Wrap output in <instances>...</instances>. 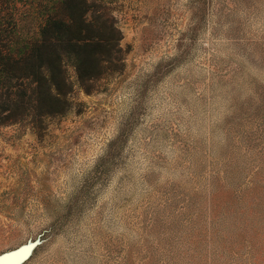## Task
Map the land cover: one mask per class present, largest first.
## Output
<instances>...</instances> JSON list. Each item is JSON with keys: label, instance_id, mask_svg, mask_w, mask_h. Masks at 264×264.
Masks as SVG:
<instances>
[{"label": "rangeland", "instance_id": "obj_1", "mask_svg": "<svg viewBox=\"0 0 264 264\" xmlns=\"http://www.w3.org/2000/svg\"><path fill=\"white\" fill-rule=\"evenodd\" d=\"M88 1L119 68L87 91L64 58L66 110L0 122V257L264 264V0ZM45 4L18 0L17 40Z\"/></svg>", "mask_w": 264, "mask_h": 264}, {"label": "trees", "instance_id": "obj_2", "mask_svg": "<svg viewBox=\"0 0 264 264\" xmlns=\"http://www.w3.org/2000/svg\"><path fill=\"white\" fill-rule=\"evenodd\" d=\"M35 38L17 40L18 0H0V122L40 120L68 107L64 58L85 90L117 69L121 32L112 16L88 0H44Z\"/></svg>", "mask_w": 264, "mask_h": 264}, {"label": "bare ground", "instance_id": "obj_3", "mask_svg": "<svg viewBox=\"0 0 264 264\" xmlns=\"http://www.w3.org/2000/svg\"><path fill=\"white\" fill-rule=\"evenodd\" d=\"M19 260V254H12L2 258L1 264H11Z\"/></svg>", "mask_w": 264, "mask_h": 264}, {"label": "water", "instance_id": "obj_4", "mask_svg": "<svg viewBox=\"0 0 264 264\" xmlns=\"http://www.w3.org/2000/svg\"><path fill=\"white\" fill-rule=\"evenodd\" d=\"M17 253L19 254V260L16 261V262L11 263V264H17L20 260H22L25 257L26 251H22V250L16 251L14 253L4 255V256L0 257V259L3 258V257H6L8 255L17 254Z\"/></svg>", "mask_w": 264, "mask_h": 264}]
</instances>
